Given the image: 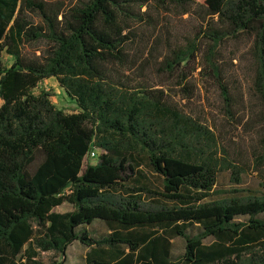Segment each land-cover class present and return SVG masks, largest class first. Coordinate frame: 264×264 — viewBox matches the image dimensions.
<instances>
[{
  "label": "trees",
  "instance_id": "trees-1",
  "mask_svg": "<svg viewBox=\"0 0 264 264\" xmlns=\"http://www.w3.org/2000/svg\"><path fill=\"white\" fill-rule=\"evenodd\" d=\"M171 1L206 9L207 74L227 101L216 48L229 35L253 36L264 126V0ZM146 2L0 0V264H63L75 241L88 248L85 264H264V192L211 199L221 166L197 153L194 136L203 131L164 88L126 73L137 64L128 29ZM41 40L46 50L24 51ZM199 42L161 63L163 73L187 82L188 95ZM4 52L14 57L8 67ZM52 76L80 111L35 93ZM94 148L98 162L85 165ZM142 163L159 183L145 181ZM258 163L264 187V150ZM65 202L74 209L54 210ZM96 220L108 228L103 237L89 234ZM175 237L185 242L178 258Z\"/></svg>",
  "mask_w": 264,
  "mask_h": 264
},
{
  "label": "rangeland",
  "instance_id": "rangeland-1",
  "mask_svg": "<svg viewBox=\"0 0 264 264\" xmlns=\"http://www.w3.org/2000/svg\"><path fill=\"white\" fill-rule=\"evenodd\" d=\"M186 10L188 12H185ZM141 12L142 19L132 20L128 29L132 39L128 51L137 59V64L126 73L136 82L142 81L147 86L164 88L172 95L189 123L203 131L194 136L197 153L202 155L204 151V154H212L217 157L221 166L210 198L218 200L264 192L258 163L259 155L264 150V126L261 116L263 106L255 87L258 66L253 50V36L246 32L236 36L229 35L216 48L215 58L222 67L223 81L231 100L227 101L217 82L207 74L205 57L209 52L210 43L206 38L200 37L202 27L210 19L206 16V9L196 2L181 5L171 0H147ZM31 18L36 23L40 22V18L35 14L31 15ZM215 26L221 27L222 23L218 21ZM196 37H199L200 46L196 63L193 65L196 69L189 78L193 93L188 95L187 91L182 89L187 82L180 83L178 78H172L160 68L166 55L174 49L185 48L189 41ZM47 47V40H41L25 43L23 48L30 54H39ZM3 61L8 67L14 62V57L4 52ZM34 91L48 92L52 103L67 113L80 111L79 105L68 96L54 76L40 82ZM2 102L0 98V106ZM97 151L101 152L99 149ZM90 156L85 165L88 162H98V157ZM139 169L145 174V181L156 184L160 182V178L146 163H142ZM73 209V205L68 202L54 208L60 213ZM88 230L93 237H103L108 233L107 226L99 220L93 222ZM197 231L195 226L189 228L190 234ZM172 243L173 258H178L185 252L184 239L175 237ZM87 250L85 245L75 241L68 246L65 256L60 260L63 264H85Z\"/></svg>",
  "mask_w": 264,
  "mask_h": 264
},
{
  "label": "built area",
  "instance_id": "built-area-1",
  "mask_svg": "<svg viewBox=\"0 0 264 264\" xmlns=\"http://www.w3.org/2000/svg\"><path fill=\"white\" fill-rule=\"evenodd\" d=\"M97 150H98V149H95V148H94V149H91V151H90L89 154H90V155L92 154V155H91V156L88 155V157L90 156V158H96V157L99 155V153H98Z\"/></svg>",
  "mask_w": 264,
  "mask_h": 264
},
{
  "label": "crops",
  "instance_id": "crops-1",
  "mask_svg": "<svg viewBox=\"0 0 264 264\" xmlns=\"http://www.w3.org/2000/svg\"><path fill=\"white\" fill-rule=\"evenodd\" d=\"M3 101V100H2ZM3 103V102H2Z\"/></svg>",
  "mask_w": 264,
  "mask_h": 264
}]
</instances>
